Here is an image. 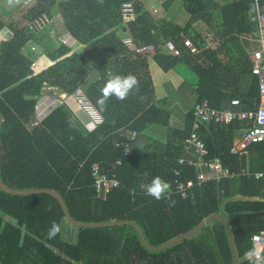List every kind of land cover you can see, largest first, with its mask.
I'll return each instance as SVG.
<instances>
[{"label":"trees","instance_id":"trees-1","mask_svg":"<svg viewBox=\"0 0 264 264\" xmlns=\"http://www.w3.org/2000/svg\"><path fill=\"white\" fill-rule=\"evenodd\" d=\"M34 1L26 22L45 13L55 20L59 13L66 32L85 47L71 53L61 44L46 51L54 63L35 73L37 59L26 49L50 41L54 25L45 36L27 25H8L13 37L0 44V264H259L247 255L255 251L254 236L264 232V179L243 175L199 186L196 170L188 167L183 181L195 182L190 197L171 201L147 197L141 186L157 176L173 186L198 102L236 111L261 105L243 38L259 34L264 0H165L161 22L140 0ZM126 4L133 5L135 21L123 20ZM178 5L187 22L172 18ZM6 28L0 19V33ZM125 37L137 46L153 45L155 53L130 50ZM169 40L181 55L163 48ZM181 66L194 72L195 83ZM128 74L138 87L101 109L97 99L106 82ZM49 87L70 96L83 88L104 122L90 130L62 105L34 125ZM234 98L241 105L232 106ZM177 102L189 109L183 126H172L170 107ZM247 124L253 121L200 132L211 156H221L234 173L240 167L264 170V142L241 160L229 153ZM153 126L168 130L166 140L146 134ZM129 131L138 133L135 141ZM121 142L130 144V153L127 144L117 146ZM96 163L121 184L107 199L95 187ZM53 222L60 228L54 236ZM65 229L74 232L65 237Z\"/></svg>","mask_w":264,"mask_h":264},{"label":"built area","instance_id":"built-area-1","mask_svg":"<svg viewBox=\"0 0 264 264\" xmlns=\"http://www.w3.org/2000/svg\"><path fill=\"white\" fill-rule=\"evenodd\" d=\"M16 3L21 5L24 9L29 10L35 4L34 0H15ZM123 20L125 23L135 21V13L132 4H126L122 10ZM260 20V32L257 37L250 36V41H256L260 43V48L254 52L249 51L251 60V71L259 78V92L262 98L261 105L256 108L255 111H236L231 109H218L210 105L208 100L198 102L193 109V124L192 133L185 140V150L188 155L183 156L179 161V168L176 170V179L173 186H170L165 196L159 200L171 201L175 195H180L184 199L190 197V191L194 188L195 182L189 181L185 183L183 181L184 170L188 167L196 170L197 185L201 186L207 183H215L217 186L223 185L226 180H233L237 177L248 175L255 176L258 180L264 179V170L255 171L250 173L245 168H241L239 171L231 170V168L225 164L221 156H211L210 150L207 147L206 142L203 140L200 132L202 129H209L210 127L227 126L235 121L250 122L253 124H247L244 126L241 137L236 144H234L229 153L238 157L241 160L245 155L249 153L251 146L264 142V13L259 14ZM55 20L48 14H42L36 19L27 22V27L30 31L39 35L54 25ZM6 36L1 37V42H6L13 37V32L7 27ZM62 41V40H61ZM125 44L130 50L139 53H155L153 45L137 46L131 37H125L123 39ZM64 42V40L62 41ZM184 42L191 52L196 53L198 48L193 42L185 37ZM34 42L29 43V45ZM167 47L174 55H181V50L176 44L169 40L167 41ZM37 50L36 47L33 49ZM73 97L76 99L81 109L89 116L91 121L97 127L104 122L102 114L96 109L83 88H79ZM231 105L237 107L241 105V101L238 98L231 100ZM38 123L35 122L34 125ZM138 133L136 131L128 134V139L134 141L137 138ZM127 144V153H130V144L121 142L117 146ZM122 164V162H120ZM95 187L102 198L107 199L114 191L121 188V184L117 179L109 177L102 168L100 163H96L93 166ZM144 190V188H141ZM133 201L136 200L138 193L133 191ZM147 197H153L144 192ZM224 195V190H219V196ZM157 200V199H156ZM254 246L256 249L264 253V232L257 234L253 238Z\"/></svg>","mask_w":264,"mask_h":264},{"label":"rangeland","instance_id":"rangeland-1","mask_svg":"<svg viewBox=\"0 0 264 264\" xmlns=\"http://www.w3.org/2000/svg\"><path fill=\"white\" fill-rule=\"evenodd\" d=\"M59 2L61 0H58ZM141 2H143V4L145 5V7L147 8L148 12L151 14V16L153 17L154 20H157L159 22L163 21L164 18L167 16V14L165 13L162 4L164 3L165 0H140ZM220 2V1H219ZM36 4V2H35ZM56 12V11H55ZM172 13V18L175 17V20L179 21L180 24L182 23L181 21L187 22L188 19L184 16V14L180 11V5L176 6L174 8V10L171 12ZM28 11L27 9H24L21 5H19L18 3H16L15 0H0V19L3 20L6 25H11V24H20L21 26L26 25V17H27ZM186 18V19H184ZM61 18L59 13H56L55 16V28L57 30L60 29V31L63 28V22L61 23ZM53 26V27H54ZM51 29V28H50ZM204 31L203 34L208 33L209 35L207 37L211 38L212 37V33L209 32V30H201ZM206 31V32H205ZM45 35H49V31H46L45 34H43L42 36ZM52 35H49V39L51 38ZM44 41V40H43ZM57 41V47L60 46V40L55 39L54 42ZM52 41V43H49L48 40H45V44L43 45H39L38 42H35L32 45H29V47L27 48V51L29 53V50L31 51V56L33 58H36L37 61L36 63H34L33 67H35L34 72L38 69H40V66H45L47 67L48 65H46L49 61V59L47 61L44 62V60H46L47 56L46 55V51L48 50H53L56 49L55 43ZM66 43H70V41H65L62 42V44H66ZM243 45L246 49H248V51L254 52L255 50L260 48V43L256 42V41H250V40H245L243 39ZM34 47L38 48L37 50H33ZM163 48H167L168 47L165 45H163ZM46 50V51H45ZM170 50V49H168ZM44 54V55H43ZM39 59V60H38ZM181 70L184 73V75L186 77L189 78V82L190 83H195L196 82V75L194 74L193 71H191L188 67L186 66H181ZM95 77V74L92 76L91 79H93ZM50 89V88H48ZM46 92H50L47 91V89L45 90ZM52 92V91H51ZM60 91H58L56 89V97L60 98ZM77 102V101H76ZM182 103V102H180ZM80 106V105H79ZM83 111V110H82ZM170 111H172V126H183L184 122H185V117L189 111L188 107L186 108L185 105L181 106V107H174L171 106L170 107ZM84 115L86 117L89 118V116L83 111ZM90 119V118H89ZM91 120V119H90ZM156 129V128H155ZM146 134L148 135L149 133L146 132ZM145 135V134H144ZM157 134H154V136H156ZM67 231H69V229H67ZM64 236L67 237L69 236V234L66 235V229L63 232Z\"/></svg>","mask_w":264,"mask_h":264},{"label":"crops","instance_id":"crops-1","mask_svg":"<svg viewBox=\"0 0 264 264\" xmlns=\"http://www.w3.org/2000/svg\"><path fill=\"white\" fill-rule=\"evenodd\" d=\"M62 20V19H61ZM63 21H61L62 23ZM9 27V26H7ZM53 31V32H52ZM50 32L51 33V38H50V41H48L49 43H52V41L54 42L55 39H58L60 40V43L62 44V41L65 40V41H70V43H66V45H69L70 47H72V52H75L77 50H80L81 48L85 47V44H82L80 43L78 40H76L70 33H67L65 28H64V24H63V28L62 30L60 31L57 30L55 28V26L53 27V30H51ZM6 30L1 32L0 33V39L2 36H6ZM245 39V38H243ZM48 40V39H46ZM62 40V41H61ZM245 40H250L249 38L245 39ZM35 43V41H34ZM42 43V42H41ZM55 43V46L56 48L57 47V41L54 42ZM0 44H1V40H0ZM39 45H41L40 43H38ZM45 44V43H44ZM60 44V45H61ZM29 47V46H28ZM27 47V48H28ZM38 49V48H37ZM167 52H171L170 50H168L167 48H164ZM246 49V48H245ZM248 50V49H247ZM27 51V49H26ZM30 51V50H29ZM46 51V50H45ZM31 52V51H30ZM46 53V52H45ZM44 55V54H43ZM45 56H47L46 60L48 61V63L46 65H48L47 67L51 66L54 61H52L49 56L46 54ZM39 60V59H38ZM37 61V60H36ZM36 63V62H34ZM47 67L45 66H40V69L36 70L35 73H39L41 72L42 70L46 69ZM35 69V67H33ZM96 78V75L94 77V79ZM50 89L46 88L47 91H50V92H46L45 91V96H43L38 105L36 106V110H37V123H39L40 121L44 120L47 116H50L58 107L62 106V105H66V106H69V108L71 109V111L75 114L76 117L80 118V120L87 125L88 128H90V130H93L96 128V126L94 125V123L84 115L81 107L79 106L78 102H76V99L73 97V96H70V95H67V94H62L60 93V98L59 97H56V89L57 88H53V87H49ZM45 89V90H46ZM58 90V89H57ZM52 91V92H51ZM59 91V90H58ZM183 105V102L180 103V102H177L175 103L173 106L174 107H181ZM184 106V105H183ZM172 112V111H171ZM185 123V122H184ZM156 128V129H155ZM243 130V129H242ZM242 130L238 131L237 134H236V142L235 144L238 142V140L240 139L241 137V132ZM132 132V131H131ZM147 133H149L148 135L155 138V139H161V140H166V138L168 137L169 135V132L166 128H163L161 126H153L151 128H149L147 131ZM130 133V131L128 132V134ZM154 134H157L156 136H154ZM138 136V135H137ZM137 139V138H136ZM135 139V140H136ZM134 140V141H135ZM189 153H186V155H188ZM234 156V155H233ZM239 160V159H238ZM241 168H244V167H240V168H237L236 171H239ZM246 169V168H245ZM251 173H253V171H251ZM73 234V230H70V231H67L66 229V235L67 234ZM247 257L249 259H257L259 261V264H264V253L261 252L260 250L256 249L255 248V251L249 253L247 255Z\"/></svg>","mask_w":264,"mask_h":264},{"label":"clouds","instance_id":"clouds-1","mask_svg":"<svg viewBox=\"0 0 264 264\" xmlns=\"http://www.w3.org/2000/svg\"><path fill=\"white\" fill-rule=\"evenodd\" d=\"M138 83V79L133 74L126 76L115 75L101 89L102 95L97 99V104L101 109H104L108 100L113 96L121 101L127 99L132 90L138 87ZM141 187L144 188L146 194L159 200L168 192L170 185L167 181L157 176L148 185H142ZM59 230V225L53 222L49 235L54 236Z\"/></svg>","mask_w":264,"mask_h":264},{"label":"water","instance_id":"water-1","mask_svg":"<svg viewBox=\"0 0 264 264\" xmlns=\"http://www.w3.org/2000/svg\"><path fill=\"white\" fill-rule=\"evenodd\" d=\"M235 200H242V199H244V198H242V197H237V198H234ZM232 200V199H231ZM223 206H224V204H223ZM223 206H222V208H221V211L223 210ZM226 222H228V220L226 219Z\"/></svg>","mask_w":264,"mask_h":264}]
</instances>
